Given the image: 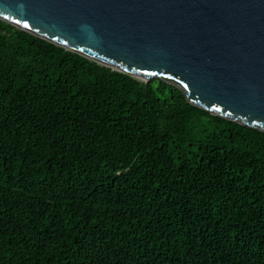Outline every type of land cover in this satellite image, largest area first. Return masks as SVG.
<instances>
[{"label":"trees","instance_id":"obj_1","mask_svg":"<svg viewBox=\"0 0 264 264\" xmlns=\"http://www.w3.org/2000/svg\"><path fill=\"white\" fill-rule=\"evenodd\" d=\"M0 264H264V131L0 19Z\"/></svg>","mask_w":264,"mask_h":264},{"label":"water","instance_id":"obj_2","mask_svg":"<svg viewBox=\"0 0 264 264\" xmlns=\"http://www.w3.org/2000/svg\"><path fill=\"white\" fill-rule=\"evenodd\" d=\"M0 19L264 131V0H0Z\"/></svg>","mask_w":264,"mask_h":264},{"label":"bare ground","instance_id":"obj_3","mask_svg":"<svg viewBox=\"0 0 264 264\" xmlns=\"http://www.w3.org/2000/svg\"><path fill=\"white\" fill-rule=\"evenodd\" d=\"M190 99L192 100V101H194V102H196L194 99H192L191 97H190Z\"/></svg>","mask_w":264,"mask_h":264}]
</instances>
